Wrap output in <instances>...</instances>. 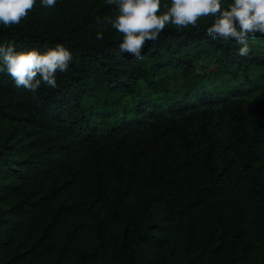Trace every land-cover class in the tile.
<instances>
[{"label": "trees", "instance_id": "1", "mask_svg": "<svg viewBox=\"0 0 264 264\" xmlns=\"http://www.w3.org/2000/svg\"><path fill=\"white\" fill-rule=\"evenodd\" d=\"M116 15L36 0L0 25V45L73 53L35 98L0 73V264H264V36L241 57L207 17L137 60Z\"/></svg>", "mask_w": 264, "mask_h": 264}, {"label": "clouds", "instance_id": "2", "mask_svg": "<svg viewBox=\"0 0 264 264\" xmlns=\"http://www.w3.org/2000/svg\"><path fill=\"white\" fill-rule=\"evenodd\" d=\"M43 7L54 8L57 0H40ZM116 5L118 15L106 18V23L122 34L119 52L137 60H143V49L156 41L166 26L177 30L195 27L203 18L212 17L214 22L207 28L213 40L235 41L237 55L248 56L250 41L257 35L264 36V0H106ZM36 0H0V25L9 28L19 25L34 9ZM165 8L166 10L161 11ZM103 23L97 18V24ZM96 39H103V31H97ZM73 61V53L58 43L41 52L36 48L17 51L15 42L0 45V73L12 78L17 88H24L35 98L42 86L58 87L57 74L66 73Z\"/></svg>", "mask_w": 264, "mask_h": 264}]
</instances>
